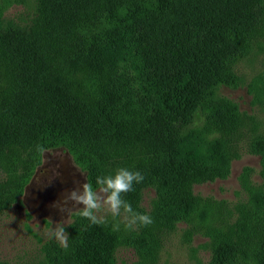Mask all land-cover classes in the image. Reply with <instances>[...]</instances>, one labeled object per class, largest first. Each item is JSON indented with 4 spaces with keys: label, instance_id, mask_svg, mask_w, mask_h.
Instances as JSON below:
<instances>
[{
    "label": "trees",
    "instance_id": "1",
    "mask_svg": "<svg viewBox=\"0 0 264 264\" xmlns=\"http://www.w3.org/2000/svg\"><path fill=\"white\" fill-rule=\"evenodd\" d=\"M263 16V0H40L30 31L0 28L9 78L0 87V157L65 146L85 161L94 187L97 176L118 168L139 170L144 181L122 194L134 210L150 185L160 192L183 186L176 194L182 214L172 222L207 219L213 209L203 204L201 211L191 186L227 177L232 159L223 139L211 144L214 164L185 138L197 132L198 111L207 132L237 128L238 107L218 90L238 87L234 66ZM100 23L105 28L85 32ZM256 148L264 169V150ZM136 158L143 162L130 167ZM5 184L0 212L13 203ZM247 207L239 226H252L250 219L255 228L236 241L221 238L219 264H264V190L251 188ZM66 231V250L56 240L46 244L48 264H115L111 224L93 225L74 212ZM126 241L138 252L143 247L133 237Z\"/></svg>",
    "mask_w": 264,
    "mask_h": 264
},
{
    "label": "rangeland",
    "instance_id": "2",
    "mask_svg": "<svg viewBox=\"0 0 264 264\" xmlns=\"http://www.w3.org/2000/svg\"><path fill=\"white\" fill-rule=\"evenodd\" d=\"M39 6L40 0H0V28L16 26L30 31L38 20ZM103 28L105 23L98 27L90 25L85 32L90 34ZM56 39L53 45L57 44ZM249 45L248 53L234 66L238 87L222 85L218 90L220 96L238 107L237 128L222 136L207 132L204 130L205 114L198 111L194 116L197 132L185 138L184 144H194L199 153L214 164L219 159L211 144L219 139L227 143L232 159L228 176L195 182L190 189L200 202L201 211L203 204L213 209L211 215L205 220L172 222L182 214L178 197L183 186L161 192L156 185L144 188L136 211L150 214L151 225H137L129 230L125 227L123 212L115 219L105 213L112 227L120 224L119 230H115L118 241L115 264H219L216 250L221 238L236 241L238 233H250L255 228L249 218L250 227L246 220L241 221L244 226H239L238 220L242 207L248 209L250 189L264 190L262 157L256 153L257 143L259 150H264V16ZM5 69L7 64L0 54V87L3 88L9 80L3 72ZM142 151L133 150V154ZM139 162L143 160L136 158L129 166L134 167ZM85 164L65 146L45 149L41 153L37 148L17 149L0 157V181L6 183L2 191L13 201L0 212V264H48L44 248L55 239L45 234L47 229L55 227L56 222L67 221L66 230L74 213H61L51 205L67 190L86 182ZM256 224L262 227L261 220ZM131 237L143 246L140 252L127 244L126 240ZM251 243L250 238L247 246Z\"/></svg>",
    "mask_w": 264,
    "mask_h": 264
},
{
    "label": "clouds",
    "instance_id": "3",
    "mask_svg": "<svg viewBox=\"0 0 264 264\" xmlns=\"http://www.w3.org/2000/svg\"><path fill=\"white\" fill-rule=\"evenodd\" d=\"M38 151L43 152L44 149L38 146ZM81 174L83 175L84 172L81 171ZM144 179V175L139 170L132 171L123 167L118 168L114 174L97 176L95 187L86 177V182L67 190L61 199L51 206L61 213L67 212L69 215L76 212L93 225L106 224L108 221L105 213L111 214L115 219L120 217L123 212L127 229L131 230L137 225L148 226L153 223L151 215L134 210L122 195L134 191V185L142 183ZM81 204L83 207H76ZM74 208L75 210H73ZM50 222L52 223L51 220ZM65 223L67 221L56 222L55 227L47 229L45 234L50 239L58 241L60 246L66 250L69 236L65 230ZM119 227V223L113 224V230H119Z\"/></svg>",
    "mask_w": 264,
    "mask_h": 264
}]
</instances>
